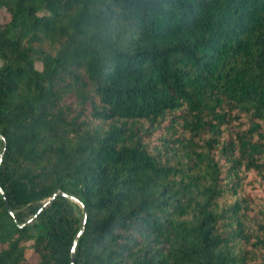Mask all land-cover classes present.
I'll return each mask as SVG.
<instances>
[{"label": "trees", "instance_id": "obj_1", "mask_svg": "<svg viewBox=\"0 0 264 264\" xmlns=\"http://www.w3.org/2000/svg\"><path fill=\"white\" fill-rule=\"evenodd\" d=\"M0 60V264H264V0H0Z\"/></svg>", "mask_w": 264, "mask_h": 264}, {"label": "rangeland", "instance_id": "obj_2", "mask_svg": "<svg viewBox=\"0 0 264 264\" xmlns=\"http://www.w3.org/2000/svg\"><path fill=\"white\" fill-rule=\"evenodd\" d=\"M42 46L45 47V48H47V49L53 50L54 48L57 47V44L56 43H53V42L47 41ZM0 63H1V60H0Z\"/></svg>", "mask_w": 264, "mask_h": 264}, {"label": "water", "instance_id": "obj_3", "mask_svg": "<svg viewBox=\"0 0 264 264\" xmlns=\"http://www.w3.org/2000/svg\"><path fill=\"white\" fill-rule=\"evenodd\" d=\"M0 160H1V154H0ZM74 246H75V241L73 243V247H72V250H71V264H72L73 258H74Z\"/></svg>", "mask_w": 264, "mask_h": 264}]
</instances>
